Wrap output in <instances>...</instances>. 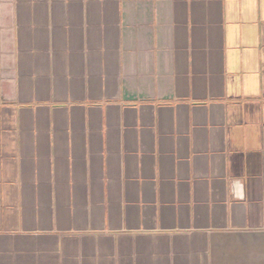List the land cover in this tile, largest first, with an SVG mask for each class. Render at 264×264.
<instances>
[{"label": "crops", "instance_id": "obj_1", "mask_svg": "<svg viewBox=\"0 0 264 264\" xmlns=\"http://www.w3.org/2000/svg\"><path fill=\"white\" fill-rule=\"evenodd\" d=\"M0 264H264V0H0Z\"/></svg>", "mask_w": 264, "mask_h": 264}]
</instances>
